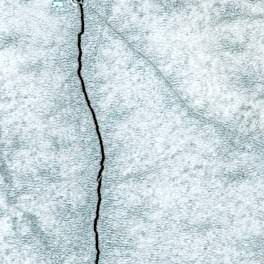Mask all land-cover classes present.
<instances>
[{
    "label": "snow or ice",
    "instance_id": "snow-or-ice-1",
    "mask_svg": "<svg viewBox=\"0 0 264 264\" xmlns=\"http://www.w3.org/2000/svg\"><path fill=\"white\" fill-rule=\"evenodd\" d=\"M0 264H264V0H0Z\"/></svg>",
    "mask_w": 264,
    "mask_h": 264
}]
</instances>
